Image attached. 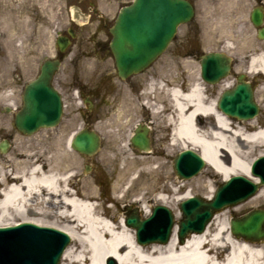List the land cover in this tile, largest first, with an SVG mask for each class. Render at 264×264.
<instances>
[{
	"label": "bare ground",
	"instance_id": "1",
	"mask_svg": "<svg viewBox=\"0 0 264 264\" xmlns=\"http://www.w3.org/2000/svg\"><path fill=\"white\" fill-rule=\"evenodd\" d=\"M248 59V73L256 79L264 77V47H256ZM187 83L190 86L158 79L148 84L146 94L155 89L159 92L151 104L150 119H145L142 126L151 128L154 123L159 151L148 150L149 156L141 157V175L123 173L114 179L115 204L109 206V212L103 209L105 201H94L98 198L95 188H71L73 171L60 168L56 160L30 154L22 159H7L16 165L10 168L0 161V226L16 223L12 213L19 215L21 221L49 224L42 218L29 217L28 212L33 209L42 213L41 204H54L59 205L58 213L66 224H50L72 239L60 264H106L111 258L116 264H264V247L235 237L227 218L222 219L223 210L205 231L192 233L184 243L179 242L175 226L168 243L142 246L135 238V229L125 220L117 221L115 209L122 211L121 204L131 192L135 193V201L130 208L138 204L142 216L151 213L153 200L171 207L168 194L180 193L181 180L164 170L177 149L201 153L223 181L234 175L259 181L251 171L254 156H264V127L256 128L257 117L237 122L222 112L217 100L209 99L200 72L196 77L190 76ZM233 83L227 80L224 85L230 87ZM261 87L264 93V82ZM69 142L70 139L68 147ZM138 183L143 187L135 188ZM214 192L210 185L205 197L212 198ZM192 195V190L187 189L177 199L180 202ZM257 202H264V186L249 200Z\"/></svg>",
	"mask_w": 264,
	"mask_h": 264
},
{
	"label": "rangeland",
	"instance_id": "2",
	"mask_svg": "<svg viewBox=\"0 0 264 264\" xmlns=\"http://www.w3.org/2000/svg\"><path fill=\"white\" fill-rule=\"evenodd\" d=\"M122 1H116L113 6L114 10H117L120 4L122 6L132 0ZM205 1H197L198 11L195 19L192 23L180 27L167 52L154 63L149 71L156 74V77L163 80L164 83H167L168 80H176L180 84L185 83L187 87L190 86L187 83L188 78L190 76L196 77L201 72L199 57L209 51L220 50L234 57L235 69L228 80H235L236 82V73L248 69L249 54L253 53L256 47H264V42L258 40L255 35L242 34L235 26L236 19L227 18L221 12L222 10L213 9L209 4L210 1ZM65 5V0H0V45H6L5 50L0 52V60L17 58L23 61V65L26 66L24 61L27 60L29 54H33L31 58L32 68L24 73V77L25 80L35 77L39 72L43 58L53 53L57 32L64 28L66 24V13L65 15L62 14ZM192 29H195V32ZM261 77L260 80H253L255 98L260 106L256 125L264 124V93L261 87L264 77ZM147 86L142 94L143 97H141V108L133 109L130 116L125 115V112L129 114V110L124 105L123 100L115 108H111L106 104L101 106L100 113L102 116L97 123V129L104 136V143L101 151L92 160L84 159L78 152L69 149L66 143L54 145L53 142H47L43 130L33 136L24 137L17 134L14 147L8 153L0 152V158L12 156L22 159L24 155L37 154L56 160L60 168L63 167L66 170L73 171L72 189L83 191L95 188L98 192L96 200L99 203L105 201L110 206L114 205L112 199L114 179L123 173L141 175V157L149 156L148 153H141V156H139L130 143L135 124L139 120L143 123L145 119H150L151 113L149 110L144 109L142 102L146 101L147 98L150 100L149 105H151L157 100L159 90L155 89V92L146 94L148 92L146 91ZM205 86L209 99L218 100L223 92L222 83L207 84ZM135 110L137 111L136 114ZM243 122L245 125L247 124V121ZM151 125V149L158 152L159 142L157 141L155 126L154 123ZM180 151V149H177L173 152L172 157L167 160V167L164 170L172 172L175 178H178V176L174 169L173 158ZM259 156L255 155L254 160ZM134 161H137V163L134 164ZM87 163L94 165L89 173L84 171ZM3 165L5 167L8 165L16 166L12 162H5ZM222 182L220 175L216 174L210 166H207L199 175L191 179L181 180V183L178 184V187H181L180 193L176 196L168 194V203L175 214V224L178 226L179 221L182 219L179 209L181 201L179 202L177 199L181 193L190 189L193 195L204 197L209 193L210 185L216 190ZM141 186V183H138L134 187L139 189ZM133 194L135 193L131 192L125 198V202L121 204L122 211L115 209L117 221L125 220L126 208L135 201ZM249 200L227 207L223 210L225 213L222 215V219L227 218L229 223L233 214L240 216L251 209L264 207V202L249 203ZM153 201L151 203L153 208L161 205L157 200ZM137 205L135 203L133 207L136 208ZM41 207L43 208L42 213L31 209L28 216L42 218L43 221L60 226L66 224L58 213L59 205L54 206L53 204L50 207H45L44 204H41ZM103 209L109 212L108 207L104 206ZM151 214L152 210L148 215L142 216L140 214V216L147 218ZM12 215H14L17 222L21 221L19 215L16 213H12ZM250 244L264 247V241L260 244ZM108 261H106V264H108Z\"/></svg>",
	"mask_w": 264,
	"mask_h": 264
},
{
	"label": "water",
	"instance_id": "3",
	"mask_svg": "<svg viewBox=\"0 0 264 264\" xmlns=\"http://www.w3.org/2000/svg\"><path fill=\"white\" fill-rule=\"evenodd\" d=\"M193 15V6L186 0H134L131 5L122 8L112 28V48L120 75L125 77L148 67L166 50L178 26L190 21ZM260 37L264 38V31ZM201 64L204 79L215 83L229 73L231 57L211 52L202 57ZM56 68V62L46 61L39 77L28 85L24 109L16 117V126L20 131L33 134L41 127L59 123L62 102L59 94L49 86ZM219 107L239 119L253 118L259 112L252 86L243 80V76L239 77V84L234 89L222 94ZM147 133V128L144 132L137 129L133 144L147 150ZM72 146L83 154L93 155L99 151L101 139L96 132L83 131L74 138ZM204 166V158L190 149L181 152L175 159L180 178H190ZM253 173L260 176V183L234 176L218 187L212 200L200 196L184 200L180 204L183 213L178 233L180 241L183 243L189 233L202 232L217 210L254 195L264 184V157L255 162ZM126 222L137 229L139 243H166L173 230L174 215L170 209L160 205L155 207L151 217L140 220L134 214ZM230 224L232 232L238 237L251 241L264 240V209H254L241 217L234 216ZM70 241L65 232L34 223L0 227V264H58ZM108 264L116 262L110 259Z\"/></svg>",
	"mask_w": 264,
	"mask_h": 264
},
{
	"label": "flooded vegetation",
	"instance_id": "4",
	"mask_svg": "<svg viewBox=\"0 0 264 264\" xmlns=\"http://www.w3.org/2000/svg\"><path fill=\"white\" fill-rule=\"evenodd\" d=\"M116 1L65 0L62 14L66 13L67 21L60 32L69 44H63L64 47L55 44L53 53L49 55L52 60L60 62L50 84L61 96L63 117L60 124L43 129L44 138L49 143L68 144V140L81 130H97L103 104L115 108L123 100L129 110V114L125 112V115L130 116L133 109L141 108V97L146 85L158 80L156 74L149 72L153 65L127 78L119 75L111 47V27L115 24L121 7L120 4L114 10ZM188 1L194 5L197 14L198 0ZM206 1H210L213 9L222 10L227 18L236 19L235 26L242 34L258 37L264 30V0ZM192 30L195 32V29ZM5 47L6 45H0V52ZM32 56L33 54H29L24 61L26 66L17 58L0 60V147L3 145L10 150L14 147L17 134L24 136L15 126V116L23 108L25 88L34 79L25 80L24 77V73L32 68ZM235 65L234 61L233 71ZM238 74L236 73L235 78ZM139 125L141 120L135 127ZM136 151L141 156V151ZM81 156L87 160L95 158ZM93 166L91 164V169Z\"/></svg>",
	"mask_w": 264,
	"mask_h": 264
}]
</instances>
